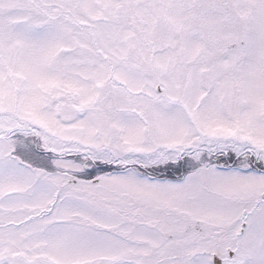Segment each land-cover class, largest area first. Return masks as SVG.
I'll return each mask as SVG.
<instances>
[{
	"label": "snow or ice",
	"instance_id": "1",
	"mask_svg": "<svg viewBox=\"0 0 264 264\" xmlns=\"http://www.w3.org/2000/svg\"><path fill=\"white\" fill-rule=\"evenodd\" d=\"M0 264H264V0H0Z\"/></svg>",
	"mask_w": 264,
	"mask_h": 264
}]
</instances>
